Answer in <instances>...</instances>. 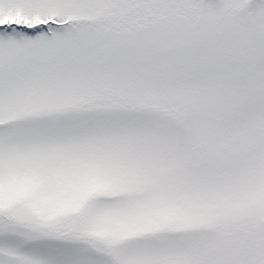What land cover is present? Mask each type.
<instances>
[{"label": "rangeland", "instance_id": "obj_1", "mask_svg": "<svg viewBox=\"0 0 264 264\" xmlns=\"http://www.w3.org/2000/svg\"><path fill=\"white\" fill-rule=\"evenodd\" d=\"M0 25V264H264V0Z\"/></svg>", "mask_w": 264, "mask_h": 264}, {"label": "trees", "instance_id": "obj_2", "mask_svg": "<svg viewBox=\"0 0 264 264\" xmlns=\"http://www.w3.org/2000/svg\"><path fill=\"white\" fill-rule=\"evenodd\" d=\"M19 16L18 15H16V18H18ZM22 19H24L23 17H22ZM54 21V20H53ZM58 21V20H57ZM49 24L50 23V21H45V22H42V23H40V25H43V26H45V25H47V24ZM13 25H18V24H13ZM4 26V25H3ZM2 25H0V28L1 27H3ZM22 26H24V25H22ZM25 27H27V26H25ZM4 217H6V216H8L7 214H5V215H3ZM8 220H11L9 217H8Z\"/></svg>", "mask_w": 264, "mask_h": 264}]
</instances>
